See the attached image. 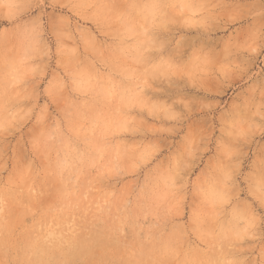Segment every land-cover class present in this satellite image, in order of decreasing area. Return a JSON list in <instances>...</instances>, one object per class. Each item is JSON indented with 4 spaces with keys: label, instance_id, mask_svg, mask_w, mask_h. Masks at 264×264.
I'll return each mask as SVG.
<instances>
[{
    "label": "rangeland",
    "instance_id": "374dc122",
    "mask_svg": "<svg viewBox=\"0 0 264 264\" xmlns=\"http://www.w3.org/2000/svg\"><path fill=\"white\" fill-rule=\"evenodd\" d=\"M262 15L0 0V264H264Z\"/></svg>",
    "mask_w": 264,
    "mask_h": 264
},
{
    "label": "snow or ice",
    "instance_id": "6c2138e0",
    "mask_svg": "<svg viewBox=\"0 0 264 264\" xmlns=\"http://www.w3.org/2000/svg\"><path fill=\"white\" fill-rule=\"evenodd\" d=\"M262 18H264V15H262ZM255 33H252L251 36H254ZM250 52L255 54L257 52L256 47H250ZM259 50L260 54H264V28L261 30V35H260V43H259ZM262 128H264V123H262ZM254 228V221L246 225L242 231L247 234L249 237H254L255 236V231L252 229ZM261 232H262V240H264V216L261 217Z\"/></svg>",
    "mask_w": 264,
    "mask_h": 264
}]
</instances>
